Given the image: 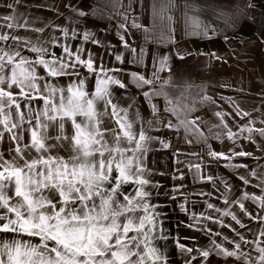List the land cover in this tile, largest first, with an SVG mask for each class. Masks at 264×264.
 <instances>
[{
  "label": "snow or ice",
  "instance_id": "obj_1",
  "mask_svg": "<svg viewBox=\"0 0 264 264\" xmlns=\"http://www.w3.org/2000/svg\"><path fill=\"white\" fill-rule=\"evenodd\" d=\"M213 2L203 0V10L208 11L210 20L217 15ZM22 6L23 0L5 2L2 7L9 14L0 15V264H168L167 248L160 242L170 236L162 226L164 213L153 202V190L160 185L152 179L154 173L148 161L154 144L160 143L164 148L170 145L152 132L157 124L168 128L183 126L191 132L199 117L187 119L179 104L174 105L169 99L165 111L176 115L179 125L165 123L152 98L167 97V93L162 88H152L143 92L152 114L146 120L135 110L134 103L121 101L115 95V89L128 87L116 75L123 69L98 62L84 47V43L99 45L101 41L93 32L79 30V19L68 17L76 27L51 22L37 26L38 18L19 11ZM65 6L76 17L85 18L86 23L85 11L70 3ZM51 10L56 11L57 17L63 15L58 9ZM184 18L190 35H207L210 26L198 15L185 13ZM128 19L125 12L123 20ZM160 20L163 27L173 31L171 15H161ZM131 27L143 26L133 18ZM119 28L127 32L128 24L121 23ZM144 31L147 33L148 29ZM81 38L84 43H72ZM120 39L125 48L136 51L124 35ZM142 56L141 49L140 63ZM115 60L124 62L120 54L115 55ZM167 61L168 57L159 60L154 79L131 73L133 82L140 88L153 85L159 72L168 67ZM204 100L214 103L208 96ZM236 113L249 118L240 129L248 134L247 140L255 143L253 134L264 138V127L253 126L251 113L238 105ZM215 115L223 123L225 114ZM235 137L229 129L227 138L235 142ZM209 155L231 160L253 154L233 150L228 156L210 150ZM194 167L199 176L200 165ZM250 175L259 176L262 194L244 192L235 200L229 199L232 189L226 181L212 176L206 179H220L226 189L222 194L224 204L238 205L242 216L257 221L259 227L253 230L229 208L205 202L208 209L230 217L239 227L213 219L211 214L197 217L193 213V223L187 226L204 231L209 245L193 249L171 237L177 248L190 256L185 264H192L198 257L202 258L201 264H213V257L224 258V264H264V215L253 216L244 204L251 200L264 212V172L252 170ZM238 178L244 185L251 183L246 176ZM180 208L186 211L184 204ZM201 218L229 228L234 237L223 236V242H218L213 237L221 236V232L207 226L196 227ZM240 229H247L254 239L249 240ZM194 250L198 257L191 255Z\"/></svg>",
  "mask_w": 264,
  "mask_h": 264
},
{
  "label": "crops",
  "instance_id": "obj_2",
  "mask_svg": "<svg viewBox=\"0 0 264 264\" xmlns=\"http://www.w3.org/2000/svg\"><path fill=\"white\" fill-rule=\"evenodd\" d=\"M226 1L227 4L222 3L226 7L223 15L217 14L211 20L207 17L209 13L201 14L204 12L200 8L201 0H23V6L19 8V11L26 13L30 18H38L37 26L51 22L76 27L68 17L79 19V30L93 32L101 44L84 43L82 38L72 43H84V47L93 53L97 61L107 67L123 69L116 75L128 87L115 89V95L121 101L134 103L135 110L146 120L151 119L152 114L151 105L143 96V92L151 91L152 88H162L163 92L167 93V97L160 95L152 98V103L160 109L161 118L165 123L170 121L173 125H179L177 116L165 111L168 107L166 101L169 99L174 105L179 104L183 109L182 115H186L187 119L199 117L191 132H186L183 126L168 128L164 124L154 125L152 132V135L170 145L164 148L160 143L154 144L148 161L154 173L152 179L160 185L159 189L153 190V202L163 211L162 226L170 236L169 240L160 242L167 248L168 264H185L190 258L177 248L171 237L179 238L180 243L193 249L209 245V237L204 231H196L187 226L193 223V213L197 217L201 213L211 214L213 219H223L225 224L231 223L239 227L230 217H221L220 213L208 209L205 203H213L221 209L227 207L242 216L238 205L224 204L222 194L226 189L220 179L231 186L230 200L238 199L244 192L257 196L262 194L261 188L258 187L259 176L253 177L250 172H264V138L253 134L255 143L245 138L248 134L241 133L240 129L248 124L249 118H241L242 113L237 115L236 108L238 105L243 111L251 113L254 127H264L261 123V120H264V63L257 57L251 58L247 54L248 51L239 49L244 45L248 48L252 41L260 40L264 36V26L260 24L259 18L249 15L248 0ZM5 2L11 3L12 0H0V15L9 14V10L2 7ZM69 3L87 13L86 23L85 18L76 17L71 9L65 6ZM38 4L44 7L37 8ZM51 9H58L63 15L57 17L56 11ZM125 12L129 16L127 22L123 20ZM185 13L189 16L198 15L204 23L209 24L206 36L190 35L191 29L185 26ZM161 15L172 16L173 31L169 32L167 27L162 26ZM133 18L143 26L141 29L131 27ZM121 23L128 24L127 32L119 28ZM145 28L148 29L147 33ZM121 35L136 49L135 52L124 47ZM232 41L238 42L231 45ZM141 49L142 63L139 62ZM116 54L123 56V63L115 60ZM180 56L184 58L180 59ZM162 57H168V67L159 72V79H156L153 85L137 87L131 73L154 79L153 72L159 67ZM205 96L211 97L214 103L205 101ZM191 108L195 110L189 111ZM216 112L225 114L223 123L220 117L215 115ZM224 124L228 127L225 128ZM229 129L236 134L235 142L227 138ZM217 133L219 138H216ZM210 150L228 156L232 155L233 150H243L253 155L234 157L231 160L213 159L209 155ZM234 164H244L248 167H231ZM195 165H200L199 176L196 174ZM181 176L183 179H179ZM207 176L220 179L208 181ZM239 176L248 177L251 183L244 185ZM156 192L159 194L156 195ZM206 193L211 195H205ZM181 204L185 205L186 211L181 210ZM244 204L253 216L264 215L253 201L246 200ZM242 219L253 230L259 227L255 220H249L246 216H242ZM205 226L222 233L219 237H213L218 242H223V236L230 239L234 237L229 228H221L212 220L201 218L200 224L196 225L201 229ZM240 231L249 240L254 239L247 229ZM246 250L250 249L246 247ZM191 255L198 257L195 250ZM252 255L256 256V253L253 251ZM201 261L202 258L198 257L192 264H201ZM217 262L224 264V258L213 257V264ZM228 264H231V261Z\"/></svg>",
  "mask_w": 264,
  "mask_h": 264
},
{
  "label": "rangeland",
  "instance_id": "obj_3",
  "mask_svg": "<svg viewBox=\"0 0 264 264\" xmlns=\"http://www.w3.org/2000/svg\"><path fill=\"white\" fill-rule=\"evenodd\" d=\"M249 5H254V7H249L248 12L249 15L252 16L253 18L257 17L260 20V24L264 26V0H248ZM212 6L216 8L217 14H222L225 11V6H223L222 3H228L226 0L222 2V0H214ZM200 8L203 10L204 9V4L203 1L201 0V5ZM208 11L204 10V12H201V14H207ZM223 15V14H222ZM208 17V16H207ZM220 40V39H217ZM238 42V41H236ZM235 41H232L231 45H235ZM258 42V43H256ZM247 46L244 45L243 47H239V49H243L244 51H248V55L251 58L257 57L259 61L262 60L264 63V36L258 40V41H252L249 45L248 48ZM258 54V55H256Z\"/></svg>",
  "mask_w": 264,
  "mask_h": 264
}]
</instances>
